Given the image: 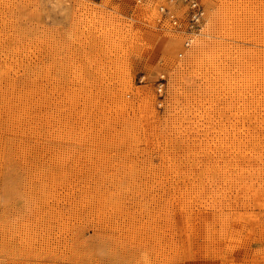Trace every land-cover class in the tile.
<instances>
[{
  "label": "rangeland",
  "instance_id": "374dc122",
  "mask_svg": "<svg viewBox=\"0 0 264 264\" xmlns=\"http://www.w3.org/2000/svg\"><path fill=\"white\" fill-rule=\"evenodd\" d=\"M0 0V264H264V0Z\"/></svg>",
  "mask_w": 264,
  "mask_h": 264
},
{
  "label": "built area",
  "instance_id": "2783aa9c",
  "mask_svg": "<svg viewBox=\"0 0 264 264\" xmlns=\"http://www.w3.org/2000/svg\"><path fill=\"white\" fill-rule=\"evenodd\" d=\"M175 3L180 2L186 8V11L182 17L173 16V12L170 9L158 8L159 14L168 24L179 32H184L189 38L185 40V47H188L191 42V36L196 35V32H200L205 24V11L199 0H173Z\"/></svg>",
  "mask_w": 264,
  "mask_h": 264
},
{
  "label": "bare ground",
  "instance_id": "6f19581e",
  "mask_svg": "<svg viewBox=\"0 0 264 264\" xmlns=\"http://www.w3.org/2000/svg\"><path fill=\"white\" fill-rule=\"evenodd\" d=\"M172 2H174L173 0H172ZM175 3V2H174ZM176 3H179L180 4V2H176ZM181 5H183V4H181ZM164 8V7H163ZM167 9H169V8H167ZM172 11V10H171ZM173 12V11H172ZM173 14V16H175V17H178L176 14H175V12H173L172 13Z\"/></svg>",
  "mask_w": 264,
  "mask_h": 264
}]
</instances>
